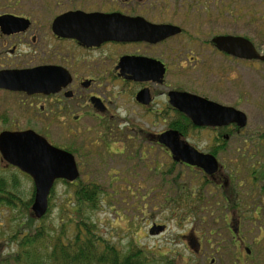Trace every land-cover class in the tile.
Here are the masks:
<instances>
[{
  "label": "rangeland",
  "instance_id": "obj_1",
  "mask_svg": "<svg viewBox=\"0 0 264 264\" xmlns=\"http://www.w3.org/2000/svg\"><path fill=\"white\" fill-rule=\"evenodd\" d=\"M21 1L27 13H33L38 8L46 9V5L39 4V0ZM14 2L0 0V6H10L17 11L19 3ZM224 3H228V13L219 8L221 13L212 21L209 20L210 16L200 15L202 19L195 31L201 38L206 34L243 36L253 43L258 52L264 54V0H217L218 7ZM11 43L9 41L4 47L0 45V50L10 48ZM23 49L16 47L17 53ZM205 55L212 58L211 92L221 101L243 112L247 123L230 138L228 152H219L217 160L220 169L216 174L220 179L217 183L219 188L215 187L214 180L203 185V208L198 206L197 190L201 189L206 178L197 170L162 158L158 155L160 149L156 144L153 145L154 158L148 159L147 168L145 159L136 160V156L126 158L124 155L105 153L102 146L107 144L105 138L116 141L127 140V135L133 137V154L140 145H146L138 140L137 127L129 124L137 119L131 104L119 101L111 105L113 126L109 128L110 131L104 132L105 138H101V142L98 140L102 145L90 146L82 132L83 126L79 127L81 132L76 136L68 134L69 125H78L71 122V113L60 120L54 114L58 112L55 109L48 110L46 105V112L43 110L38 113L39 105L44 106L42 100L0 91V132L31 129L36 133H47L51 142L63 149L69 147L71 142L83 145L75 154L79 177L73 184L94 183L103 191L98 206L84 213L95 223L97 233L120 251L127 252L136 243L144 251L174 264H264V209L260 214L254 212L255 205L264 208V198L260 194L264 179H255L256 173L252 174V170L258 169L264 160V61L229 63L219 55L208 52ZM30 57L35 56L17 54L13 56L12 63L28 61ZM0 63L5 62L1 59ZM188 71L194 73L196 68H188ZM202 85L209 90L206 85ZM82 119L84 125L89 124V128L94 130L91 127L96 125V121L91 116H83ZM128 127L130 130L126 129ZM165 128L156 126L152 132L155 134ZM118 130L124 133L120 134ZM193 133L195 136L197 132ZM198 134L205 142L206 132ZM91 138L96 139L97 136ZM119 146L112 145L113 149ZM157 161L164 165L160 166ZM152 165L153 169H149ZM12 176L18 181V195L23 201L28 200L33 187L31 178L7 164L0 155V177L5 178L9 185ZM188 187L189 191H184ZM73 190L74 185L56 182L48 202L51 211L44 219H30V213L20 204L15 208L0 205V264H21L24 256L19 242L29 233V223L32 228L44 229L43 240L47 250L51 244L48 239L58 233L62 223L72 230V224L67 220L73 217L75 210L68 205ZM222 193L236 205L235 208L231 205L225 209ZM20 222L23 225L19 227ZM154 225H162L164 229L150 234L149 229ZM232 229H236V235ZM210 231L211 236L205 235ZM14 234L16 238L12 239ZM190 235L197 237L199 250L186 244ZM207 237L210 243L206 242ZM44 242L41 241V244ZM17 253H21V258L15 261L11 257Z\"/></svg>",
  "mask_w": 264,
  "mask_h": 264
},
{
  "label": "flooded vegetation",
  "instance_id": "obj_2",
  "mask_svg": "<svg viewBox=\"0 0 264 264\" xmlns=\"http://www.w3.org/2000/svg\"><path fill=\"white\" fill-rule=\"evenodd\" d=\"M39 1V4L46 5V9L38 8L33 13L26 12L24 2L21 6V0L14 2L19 3L17 11L10 6H0V45L4 47L9 41L12 42L10 48L0 50V60L5 62L0 63V71L52 66L65 73V84L50 93L28 94L4 88L0 91L42 100L44 106L39 105L38 113L43 110L46 112V105L48 110L55 109L58 112L54 114L60 120L71 113V122L78 125H69L68 134L76 136L81 132L79 127L83 126L82 132L90 146L102 145L100 142L101 138H105L104 132L110 131L109 128L113 126L111 120L114 113L110 110L111 105L119 101L131 104L137 119L129 124L137 127L138 140L146 145H140L133 154V137L127 135L129 142L105 138L109 144L108 147L107 144L102 145L106 154L145 159L147 168L148 159L154 158L153 145L156 144L160 149L158 155L162 158L197 170L206 179L219 183L220 179L216 176L219 170L206 175L198 167L174 161L171 151L157 139L162 132L174 130L179 134L180 140L201 153L217 158L220 151L228 152L227 143L234 133L240 132L241 128L236 123L221 126L195 125L188 115L171 103V93L183 92L236 109L211 92L212 58L205 54L208 52L219 55L229 63H245L250 60L218 49L213 42V38L218 35L206 34L201 38L195 31L202 19L200 15L210 16L211 21L216 20V16L221 13L219 8L228 13V3L218 7L217 0ZM86 15L91 16L85 18ZM190 25L193 27L190 28ZM163 26H170L168 30L176 28V31L163 35ZM108 32H114L115 37L107 36ZM81 35L88 36L91 41L87 43L76 37ZM19 46L24 49L17 53L16 47ZM17 54L35 57L14 64L13 56ZM188 68H196V71L192 73ZM160 70L162 75L159 77ZM83 116H91L96 121V125L91 127L94 130L89 128L91 125H84ZM118 118L122 120L120 116ZM156 126L166 128L154 134L152 128ZM182 127L186 128L185 131ZM126 129L130 130V127ZM203 131L207 135L205 142L198 134ZM118 132L124 133L121 130ZM193 132H197L195 136ZM37 134L49 144L60 148L51 142L47 133ZM93 135L97 138L92 139ZM116 144L120 146L113 149ZM82 147L83 145L71 142L69 147L60 149L71 153L75 159V154ZM75 163L78 169L76 159ZM151 163L154 164V161ZM156 163L164 165L160 161ZM149 169H153V165ZM186 244L196 250L200 249L195 236L187 237Z\"/></svg>",
  "mask_w": 264,
  "mask_h": 264
},
{
  "label": "water",
  "instance_id": "obj_3",
  "mask_svg": "<svg viewBox=\"0 0 264 264\" xmlns=\"http://www.w3.org/2000/svg\"><path fill=\"white\" fill-rule=\"evenodd\" d=\"M89 18L91 15H86ZM66 17V16H64ZM63 18V17H61ZM163 26L164 34L176 31ZM114 32L106 34L114 38ZM84 42H90L88 36H76ZM105 39V38H104ZM218 49L233 56L244 59L264 61V54L258 52L253 43L246 37L235 35H218L213 38ZM162 75V70L159 72ZM66 75L59 68L41 66L24 70L0 71V89L21 90L28 94L55 92L65 84ZM173 106L184 112L198 126H221L236 123L244 127L247 119L240 110L223 106L219 103L206 101L188 93H171ZM158 142L166 146L174 161L200 168L205 174L212 175L219 170L217 159L211 154L197 151L188 143L180 140L174 130H166L158 135ZM0 155L9 165L17 167L31 177L34 192L30 210L35 218H41L48 209V196L54 182L63 179L72 182L79 172L71 153L54 147L35 131L0 132ZM164 226H152L149 233H159Z\"/></svg>",
  "mask_w": 264,
  "mask_h": 264
},
{
  "label": "trees",
  "instance_id": "obj_4",
  "mask_svg": "<svg viewBox=\"0 0 264 264\" xmlns=\"http://www.w3.org/2000/svg\"><path fill=\"white\" fill-rule=\"evenodd\" d=\"M182 128L180 130H182ZM185 129L186 128H183L184 131ZM263 163L264 160L258 169L252 170V174L256 173L254 175L255 179H264ZM59 181L66 186L74 185L72 197L68 201V205H71L75 210L73 217L67 220L72 224V230L65 223H62L58 233L54 237L48 239V243L51 244L50 248L47 250V244H45L43 240L45 233L44 229L40 227L32 228L31 223H29L27 226L29 227V233L19 242L24 256L21 260V264H174L167 259L159 258L150 254L151 252L144 251V249L136 243H134L127 252L117 249L114 244L110 243L107 239L97 233L95 223L84 213L85 210L88 211L98 206L100 196L103 194L100 187L94 183L78 182L76 185L65 180H58L56 182ZM231 181L232 183L234 182V180ZM208 183L212 182L211 180L207 181L206 179L201 185V189L197 190L199 208H203V185ZM17 185L18 181L14 176H12L9 185L5 182V178L0 177V205L15 208L17 207V204H20L21 207H24L25 211L27 210L28 213H30V219L35 220V217L30 210V205L33 199V187L28 200L23 201L16 190ZM214 185L216 188H219L218 184L214 183ZM53 188L54 186L50 191V195L53 193ZM179 190L182 192L180 188ZM184 191H189V187ZM232 194L236 193L232 192ZM260 194H262L264 198V188L260 190ZM222 204L225 209H228L231 205L233 208L236 206L235 204H232L224 194ZM263 209L264 208L260 205H255L254 212L260 214ZM50 211V205L48 204L47 212L40 219L46 218ZM21 225H23L22 222H20L18 226L20 227ZM23 227L26 228V226ZM261 229L262 228L259 227L260 231ZM232 230L236 235L235 230ZM15 234L12 235V239L16 238ZM205 235L211 236L212 231H210L209 234L205 233ZM41 241L44 243L41 244ZM239 241L241 242L240 239ZM206 242H211L209 237H207ZM11 258L18 261L21 258V253L13 255Z\"/></svg>",
  "mask_w": 264,
  "mask_h": 264
}]
</instances>
